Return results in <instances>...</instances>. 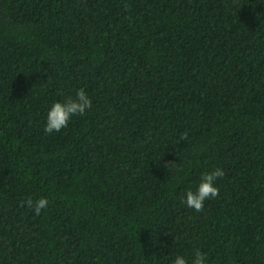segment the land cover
<instances>
[{
  "label": "trees",
  "instance_id": "trees-1",
  "mask_svg": "<svg viewBox=\"0 0 264 264\" xmlns=\"http://www.w3.org/2000/svg\"><path fill=\"white\" fill-rule=\"evenodd\" d=\"M79 89L91 109L45 133ZM217 168L218 197L181 204ZM198 250L264 264V0H0V264Z\"/></svg>",
  "mask_w": 264,
  "mask_h": 264
},
{
  "label": "clouds",
  "instance_id": "clouds-1",
  "mask_svg": "<svg viewBox=\"0 0 264 264\" xmlns=\"http://www.w3.org/2000/svg\"><path fill=\"white\" fill-rule=\"evenodd\" d=\"M91 107L92 101L84 89L77 90L74 97L69 96L53 101L47 108L43 131L45 133L60 132L68 126L73 116H83ZM223 178L224 173L219 168L202 174L195 190L188 189L180 197L181 204L192 209L195 213H199L204 208L206 201H212L218 197L219 192L215 185ZM24 204L35 215H40L42 210L48 208L49 200L46 197L36 200L29 198L24 201ZM206 259V255L198 250L194 253L191 264H205ZM172 264H189V261L185 256L177 254L173 258Z\"/></svg>",
  "mask_w": 264,
  "mask_h": 264
}]
</instances>
